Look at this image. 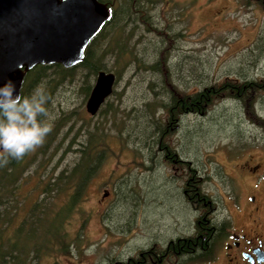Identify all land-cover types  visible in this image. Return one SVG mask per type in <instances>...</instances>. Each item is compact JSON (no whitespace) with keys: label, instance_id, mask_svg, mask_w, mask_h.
<instances>
[{"label":"rangeland","instance_id":"1","mask_svg":"<svg viewBox=\"0 0 264 264\" xmlns=\"http://www.w3.org/2000/svg\"><path fill=\"white\" fill-rule=\"evenodd\" d=\"M106 2L110 18L85 56L118 79L96 113L84 108L95 75L81 62L31 69L18 107L0 112L2 121L15 117L0 121L9 146L0 165L24 150L14 183L0 189V229L10 236L40 217L37 206L64 202L57 193L71 179L80 186L64 230L75 240L32 264H136L141 253V264H154L171 258L169 241L190 236L173 263L199 264L200 239L208 244L209 228L243 199L247 176L236 165L264 161V8L255 0ZM223 81L235 84L230 94L200 111H166L173 97ZM206 215L197 230L194 220Z\"/></svg>","mask_w":264,"mask_h":264},{"label":"water","instance_id":"2","mask_svg":"<svg viewBox=\"0 0 264 264\" xmlns=\"http://www.w3.org/2000/svg\"><path fill=\"white\" fill-rule=\"evenodd\" d=\"M111 14L99 0H0V106L20 100L23 77L35 65L80 63ZM114 74L98 70L84 108L93 115L111 94Z\"/></svg>","mask_w":264,"mask_h":264},{"label":"trees","instance_id":"3","mask_svg":"<svg viewBox=\"0 0 264 264\" xmlns=\"http://www.w3.org/2000/svg\"><path fill=\"white\" fill-rule=\"evenodd\" d=\"M99 1L106 2V0ZM94 38L95 37L92 39ZM80 64L89 69L94 75L100 70L98 65L86 59L85 53ZM36 67L39 69L43 66L38 65ZM29 76L30 73L27 72L23 77V83L25 80V85L23 83L22 85L26 86L28 81L31 80ZM114 77L115 84V81L118 79V72L114 74ZM234 85L235 84L232 82L223 81L219 86L206 87L192 92L188 96L173 97L169 107L166 108V111L170 116L188 111L198 112L203 109L212 98L222 96L224 92L230 94V89ZM23 92L24 90H22L21 87L20 99L22 98ZM11 107H18V103L0 106V112H4ZM2 119H0V121L1 123H4V120L2 121ZM20 149L22 150L21 147ZM22 151L24 152V150ZM22 151H19V149L13 150L11 154L8 155L6 161L0 165V189H2V187H10L17 178L18 172L16 167L20 164L23 154ZM70 181L71 179L63 182L64 185H68L67 190L57 193V195H63L61 198H63L62 200L65 199L64 202L58 203V200L53 199L55 207L52 209L50 206L47 207V205L44 207L37 206L36 211H39L40 217L36 218V216H31L25 226H22L23 223H21V226L19 228L17 227L16 231L10 236L3 235V230L0 229V264H32V261H35L42 256H47L51 252H69V247L75 239L70 241L68 238V234L64 230V217L66 213L69 212L72 204L77 200L76 194L80 186L79 184L75 185L73 181ZM69 185H72V191L70 192ZM30 231H33L34 234L32 235ZM189 240L192 239L186 238L185 240L178 241V244H181L182 242L184 243L181 245L180 251L190 246L188 245L190 242H187ZM178 244L175 248L180 247Z\"/></svg>","mask_w":264,"mask_h":264},{"label":"flooded vegetation","instance_id":"4","mask_svg":"<svg viewBox=\"0 0 264 264\" xmlns=\"http://www.w3.org/2000/svg\"><path fill=\"white\" fill-rule=\"evenodd\" d=\"M255 1L264 8V0ZM36 66L38 65L30 68L25 74L31 69L37 68ZM14 118L11 121L5 120L3 126L7 127L8 124L15 121ZM8 147L7 144L0 143L1 150L7 151ZM235 169L238 173L247 176L243 199L239 203L237 201L233 203V209L228 212L227 222L222 223L219 227L209 228L212 235L208 238V244L203 238L200 239L199 247L204 250L203 258L205 259L199 264H264V161L253 163L246 160L237 164ZM208 222L209 219L206 215L201 220H194V226L197 230L203 229ZM186 238L191 239L192 236ZM186 238L177 239L180 241ZM209 239L212 241L210 242ZM173 241H169L165 247L166 254L171 255V258H159L153 261L154 264H175L173 263L175 255L181 252V247L175 248L178 241ZM172 255L174 256L172 257ZM138 256L136 264H141L144 258L143 253Z\"/></svg>","mask_w":264,"mask_h":264}]
</instances>
